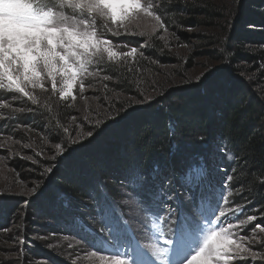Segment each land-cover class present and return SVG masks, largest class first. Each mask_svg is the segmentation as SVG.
<instances>
[{"label":"rangeland","instance_id":"obj_1","mask_svg":"<svg viewBox=\"0 0 264 264\" xmlns=\"http://www.w3.org/2000/svg\"><path fill=\"white\" fill-rule=\"evenodd\" d=\"M207 1L212 4V10L216 15H211V17L204 14L195 16L194 19L197 23L192 26L182 27L180 25V20L192 17L187 12L180 10L166 14V29L156 27L153 30L151 25L154 22L150 18L143 17L138 21H133L130 25V30L135 31L136 34H125L123 29H121L120 35L105 33L111 40L135 46L144 54L138 58H130L126 63L119 60L111 62L118 67L133 68V94L127 95L122 91L115 92L109 85L114 83L111 79L104 81L102 76L87 77L88 86L84 93H79L77 88V100L72 101L69 98L66 102L67 107L74 112V116L63 124L66 126L64 129H67L65 139L57 134L54 136L50 131V124L54 120L50 106L59 102L58 95L51 94L50 83L46 82L48 93H41L39 89L31 90L34 95H38V104H33L26 97H19V94H10L19 97L12 99L10 105H15L16 108L22 110L13 111L11 106L9 108L0 107V264H21V256H24L23 259H25V254L30 260V247L37 245L65 255L66 261L64 262L66 264H100L98 255L93 256L91 253L92 240L86 234V229H91L99 234L104 223L118 226L132 246L138 245L145 252H149L152 244L161 248L165 247L158 236L159 228L163 229L167 238L173 241L178 239V234L175 231L178 214L187 215L189 219L199 221L202 225L206 223L204 217L199 214L201 204H207L209 201L215 202L220 192V187L217 185L221 181L224 182V185L227 184V171L223 162L218 161L219 158L220 160L223 158L230 160L225 147L219 151H209V148L206 150V157L208 154L212 160L216 153L219 152V155L212 161L215 165L210 167V170L208 168L207 175L201 179L195 178L194 181L182 183L178 177L179 187L175 188L171 178L163 177L165 168L161 166L162 177H157L155 173L152 177L157 185L162 183V187L157 186L156 194L151 197L145 196L144 202L141 204L139 197L132 196L128 190L130 187L133 188L135 183L139 185L140 181L145 182L144 178L139 176L134 180V183L128 182L126 185L113 181L109 185L113 187L116 198H112L102 186L99 187L91 199L90 217L75 221L74 226L71 224L66 229L70 230V233L65 234L62 228L52 226L50 219L42 218L41 221L46 226L52 227L53 230L47 232L46 229H42L38 233L34 232L33 238L25 242L20 241V243L11 237L14 232L20 229L25 209L32 207V203L42 201L45 203V208H48V203L43 197L45 189L43 191L42 189L49 183L53 171L58 167L57 159L63 157L69 150L65 146L74 147L79 142L93 137V135L87 136L89 131L94 134L97 129L109 121H117L119 113L116 115L115 111L119 106L122 109L121 115L127 113L130 114L129 116H133L144 109L155 107L160 98H165L163 94L165 91L168 92L189 84L194 87L212 83L216 74L214 72L224 66V63L220 62L223 57V41L230 27H234L233 25L236 24L237 12L240 11V0ZM145 2L147 3L148 0ZM159 3L160 0H155L154 6L159 7ZM172 4L173 6L175 4L182 6V8H205L199 4L198 0H178L176 3L171 1ZM248 25L245 24L244 33L257 29L250 26L251 23ZM140 32L146 34L140 35ZM153 41L159 43V48L155 52L160 56V60L149 59L146 54L148 50H153ZM120 50L127 51L129 49L121 47ZM212 73L214 75L211 76ZM238 78L247 79L243 74H240ZM41 121L42 125H37V122ZM35 123L38 127L32 125ZM39 129L45 130L40 131ZM57 143L64 147L62 155L57 154ZM172 150L176 151L177 149L174 147ZM37 152H41L42 155L37 156ZM197 158H202L206 164V158L201 153L197 154ZM187 160L189 161V159H185L184 162ZM49 167L52 169L51 172L46 171ZM186 171L188 170L186 169ZM210 172L216 173L220 181H214ZM185 180L186 176L184 175L183 181ZM33 188H36L35 193L32 192ZM225 190L227 194V188ZM59 200L62 201L63 198L60 197ZM154 203L160 204L159 218L153 210ZM142 205L148 211L149 216H146V211L143 212ZM220 205L225 207L222 199H220ZM41 206L43 207V204ZM45 208L43 207V209ZM211 208L207 204L204 211L210 212ZM244 212L245 215H256V212H252L250 209L244 210ZM169 214H171L170 218ZM226 215L235 220L231 214ZM165 218H168L167 223H164ZM240 219H244V216H241ZM160 221L165 227L161 226ZM235 223H239V221L235 220ZM257 223L260 221L258 220ZM227 224L228 220H225L224 226L226 227ZM250 227L251 224H249ZM37 229L40 230V228ZM243 231L247 232L246 229ZM255 234L257 235L255 241L248 239L241 242L264 253V247L260 244V240L264 239V233H259L256 229ZM104 235L107 236V233L105 232ZM247 235L251 237L253 233L247 232ZM84 240H87L88 243H85ZM128 251L131 255V248ZM230 255L234 264L236 262L238 264H264V259L259 256L252 258L250 256L236 257L232 253ZM37 259L32 262L30 260L29 264H50L44 258L39 260L37 257Z\"/></svg>","mask_w":264,"mask_h":264},{"label":"trees","instance_id":"obj_2","mask_svg":"<svg viewBox=\"0 0 264 264\" xmlns=\"http://www.w3.org/2000/svg\"><path fill=\"white\" fill-rule=\"evenodd\" d=\"M198 1L204 9L171 5L176 11L192 16L180 20L182 27L196 24L195 16L216 15L209 1ZM239 10L236 24L230 27L223 41L220 62L224 66L214 72L212 83L194 87L189 84L165 91V98H160L155 107L133 116L121 115L119 106L115 111L116 115L119 113L117 121H109L97 130L94 128L93 137L74 147L65 146L69 150L57 159L59 165L42 189H45L43 197L48 208L42 201L26 208L20 229L13 233L12 239L25 242L34 237V232L53 230L42 218L50 219L51 225L62 228L65 234L70 233L66 229L71 224L74 226L75 221L91 214V199L99 187L116 198L109 185L113 181L126 185L134 183L139 176L144 178L145 182L127 189L144 202L145 196H154L156 187H162V183L157 185L152 177L154 173L162 177L161 166L165 168L163 177L171 178L177 188V178L200 162L198 153L206 158V170L215 165L212 161L219 152L212 160L210 155L206 157L208 148L219 151L225 147L229 153L230 160L219 158L218 161L223 162L227 176L235 177L231 182L234 190L231 204L243 206L246 211L250 209L256 215L264 214V183L260 182L264 178V0H240ZM249 23L257 29L244 33V26ZM152 45L153 50L146 53L148 58L160 60L155 52L159 43L153 41ZM111 65L114 83L109 85L115 92L133 94V68ZM240 74L247 79L238 78ZM65 103L59 101L50 106L54 117L50 131L63 139L67 136L63 124L74 116ZM37 123L42 125V121ZM32 125L38 127L36 123ZM174 147L176 151L172 150ZM185 159L189 161L184 162ZM210 173L214 181H220L216 173ZM64 256L40 245L30 247L31 262L39 257L50 264H66ZM23 257L21 264H29L26 254L25 259Z\"/></svg>","mask_w":264,"mask_h":264},{"label":"snow or ice","instance_id":"obj_3","mask_svg":"<svg viewBox=\"0 0 264 264\" xmlns=\"http://www.w3.org/2000/svg\"><path fill=\"white\" fill-rule=\"evenodd\" d=\"M154 5L155 0L147 3L145 0H0V107L11 106L13 111H21L10 105L12 99L19 97L38 104V95L31 90L48 93L46 82L50 83L53 96L58 95L59 101L67 102L69 98L77 100V88L79 93H84L87 77L102 76L104 81H109L114 75L111 62L126 63L144 54L135 46L111 40L105 33L120 35L123 29L125 34H136L130 30V25L143 17L154 22L153 30L156 27L166 29L165 16L176 9L172 8L171 0H167V4L160 0L159 7ZM121 47L129 50L121 51ZM10 94H19V97ZM65 106L68 105L65 103ZM92 135L91 131L87 133L89 137ZM56 149L58 155L63 154L62 144L57 143ZM46 171L52 169L49 167ZM234 178L228 175L226 185L223 181L217 185L219 197L209 210L210 215L205 217V224L178 214L176 241L167 238L159 228L158 236L165 247L152 244L149 252H145L138 245L132 246L118 226L104 223L99 234L86 229L92 240V255H98L100 264H234L230 253L236 257L264 259V253L241 242L255 241L256 229L264 233V214L245 215L243 207L232 206L231 182ZM260 182L264 183V178ZM32 192L35 193L36 188ZM220 199L225 207L220 206ZM153 210L159 218L160 204L154 203ZM217 210L219 218L214 221L212 217ZM226 212L239 223L229 220ZM241 216L244 219H240ZM225 220H228L226 227ZM245 229L253 235L249 237ZM260 244L264 247V239Z\"/></svg>","mask_w":264,"mask_h":264},{"label":"clouds","instance_id":"obj_4","mask_svg":"<svg viewBox=\"0 0 264 264\" xmlns=\"http://www.w3.org/2000/svg\"><path fill=\"white\" fill-rule=\"evenodd\" d=\"M202 167V170L204 171L205 176L207 175L206 165L204 164L203 159L201 158L200 162L197 165H194L193 168H199ZM184 176V175H183ZM183 176L180 177L181 181H183Z\"/></svg>","mask_w":264,"mask_h":264}]
</instances>
